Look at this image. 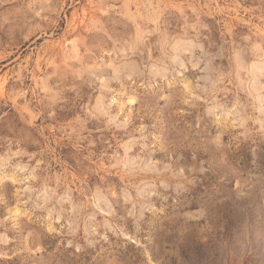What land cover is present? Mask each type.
Masks as SVG:
<instances>
[{
	"label": "rangeland",
	"instance_id": "rangeland-1",
	"mask_svg": "<svg viewBox=\"0 0 264 264\" xmlns=\"http://www.w3.org/2000/svg\"><path fill=\"white\" fill-rule=\"evenodd\" d=\"M0 264H264V0H0Z\"/></svg>",
	"mask_w": 264,
	"mask_h": 264
}]
</instances>
